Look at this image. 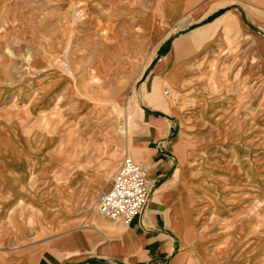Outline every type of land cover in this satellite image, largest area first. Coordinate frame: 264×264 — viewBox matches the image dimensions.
<instances>
[{
    "label": "crops",
    "instance_id": "0c3cea01",
    "mask_svg": "<svg viewBox=\"0 0 264 264\" xmlns=\"http://www.w3.org/2000/svg\"><path fill=\"white\" fill-rule=\"evenodd\" d=\"M160 4L152 34L161 39L139 92L144 124L131 142L154 186L130 224L102 215L99 195L91 200L88 194L90 187L100 194L111 187L123 157L120 127L110 126L103 141L84 133L79 141L57 139L34 125L54 88L30 98V86L19 77L11 81L0 62V264H264V227L251 236L248 190L239 191L237 202L229 198L234 190H218L215 202L188 191L177 202L185 164L193 171L227 162L235 151L247 158L246 142L219 135L245 134V124L218 129V120L235 109L223 92L209 90L207 71L241 69L239 35L260 44L264 28L237 0ZM166 87L179 98L165 97ZM27 101L34 124L27 123ZM196 109L211 122L184 125L180 113L192 116ZM201 129L215 135H191ZM131 151L128 142L125 152Z\"/></svg>",
    "mask_w": 264,
    "mask_h": 264
},
{
    "label": "rangeland",
    "instance_id": "374dc122",
    "mask_svg": "<svg viewBox=\"0 0 264 264\" xmlns=\"http://www.w3.org/2000/svg\"><path fill=\"white\" fill-rule=\"evenodd\" d=\"M237 1L264 28V0ZM160 2L0 0V62L8 68L11 81H18L17 77L25 81L30 98L54 88L36 114L35 124L27 101V123L54 133L61 141H79L81 133L103 141L108 139V128L116 124L122 132V156L128 154L125 147L129 142L130 155L140 162L131 142L144 124L139 92L161 39L152 34L161 16ZM260 35V44L239 35L241 69L207 71L209 90L223 92L235 109L232 117L218 120V129L245 124V134L219 135H228L227 142H246L247 158L235 151L227 162L200 164L193 171L194 165L185 164L177 200L184 203L190 191L203 192L215 202L213 195L218 190L219 195L234 190L229 198L237 202L239 191L243 189L245 195L248 190L252 237L264 227V29ZM146 87H151L150 82ZM162 94L179 98L178 92L167 87ZM188 114L180 113L184 125L190 120L211 122L204 111ZM212 131L201 129L191 135L203 138L215 135ZM88 194L96 200L100 190L96 193L90 187Z\"/></svg>",
    "mask_w": 264,
    "mask_h": 264
},
{
    "label": "built area",
    "instance_id": "2783aa9c",
    "mask_svg": "<svg viewBox=\"0 0 264 264\" xmlns=\"http://www.w3.org/2000/svg\"><path fill=\"white\" fill-rule=\"evenodd\" d=\"M148 170L130 154H125L111 187L98 199V211L109 218L130 224L141 214L153 192Z\"/></svg>",
    "mask_w": 264,
    "mask_h": 264
}]
</instances>
